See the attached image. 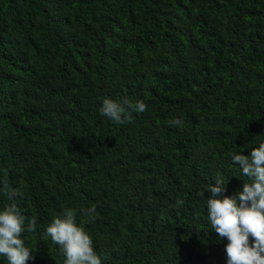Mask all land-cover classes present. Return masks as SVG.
<instances>
[{"label":"trees","instance_id":"trees-1","mask_svg":"<svg viewBox=\"0 0 264 264\" xmlns=\"http://www.w3.org/2000/svg\"><path fill=\"white\" fill-rule=\"evenodd\" d=\"M105 98L146 110L117 124ZM260 143L264 0H0V181L36 219L26 264H65L44 235L65 208L102 264H227L207 190L242 191L232 154Z\"/></svg>","mask_w":264,"mask_h":264},{"label":"clouds","instance_id":"clouds-1","mask_svg":"<svg viewBox=\"0 0 264 264\" xmlns=\"http://www.w3.org/2000/svg\"><path fill=\"white\" fill-rule=\"evenodd\" d=\"M145 110L146 104L140 100L133 102L123 98L114 101L105 98L100 112L122 125L132 119L133 113ZM182 125L181 119L170 121V126ZM232 161L252 182L244 183L242 191L227 196L223 195L227 191L226 184L217 177L214 186L207 190L211 193L207 198L208 220L218 236L229 241L225 245L227 264H264V143L252 148L249 155L233 153ZM0 184V194L9 201L0 211V256L6 258L8 264H26L34 256L21 235L25 231H35L36 219L25 216L13 202L14 198L23 196L19 189L11 187L7 180L0 181ZM204 193L201 191L198 195L205 197ZM182 204V200H177V205ZM83 215L94 220L95 205L84 209ZM44 235L60 246L65 264H102L90 235L76 222L74 209L65 208L46 227ZM250 236L253 238L251 246Z\"/></svg>","mask_w":264,"mask_h":264}]
</instances>
